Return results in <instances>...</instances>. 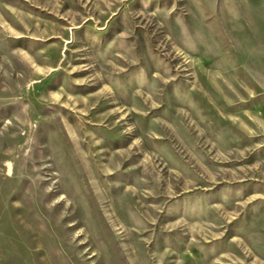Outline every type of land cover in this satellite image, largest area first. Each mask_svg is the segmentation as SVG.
<instances>
[{
  "label": "rangeland",
  "instance_id": "rangeland-1",
  "mask_svg": "<svg viewBox=\"0 0 264 264\" xmlns=\"http://www.w3.org/2000/svg\"><path fill=\"white\" fill-rule=\"evenodd\" d=\"M0 264H264V0H0Z\"/></svg>",
  "mask_w": 264,
  "mask_h": 264
}]
</instances>
